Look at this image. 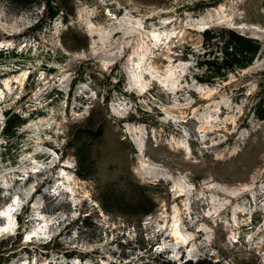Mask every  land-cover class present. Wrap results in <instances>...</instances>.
<instances>
[{
    "label": "rangeland",
    "instance_id": "374dc122",
    "mask_svg": "<svg viewBox=\"0 0 264 264\" xmlns=\"http://www.w3.org/2000/svg\"><path fill=\"white\" fill-rule=\"evenodd\" d=\"M220 4L249 29L188 26ZM154 28L174 35L155 47ZM231 33L260 45L244 69L220 68ZM263 106L264 0H0V264H264L263 212L236 227L208 188L262 180Z\"/></svg>",
    "mask_w": 264,
    "mask_h": 264
},
{
    "label": "bare ground",
    "instance_id": "6f19581e",
    "mask_svg": "<svg viewBox=\"0 0 264 264\" xmlns=\"http://www.w3.org/2000/svg\"><path fill=\"white\" fill-rule=\"evenodd\" d=\"M233 16H234V12L233 11L227 13L225 6L223 4H220L218 7L206 10L202 15H200L197 18H193V19L190 18L188 20V21H190L189 22L190 24H188V26H191L194 29H198V30L202 29L203 30V29H206L208 26H210L212 24H221V25H226V26H228V27H230L232 29H238V30H242V31L249 29V28H247V27H245L243 25L235 26V23L233 21ZM167 23H168L167 21H164L162 23V25L164 26ZM254 29H255V31L257 33H261L262 32L261 30H258V29L256 30V28H254ZM135 31H137V30H135ZM172 31H174V29ZM172 31H160V30L158 31L155 28L153 30H151L149 32V36L151 38V41L153 42V45L155 47H160V45L163 44V43H161L163 41V37L168 39L169 37L174 35V32H172ZM88 34H89V36L92 39L95 38V34H93L91 31H89ZM139 34H141V33H139ZM124 36H126V35H123V37ZM95 43L96 42L93 40V44H95ZM99 43H100L102 48L106 47L107 40L105 39L104 36L99 38ZM140 44H141L140 42L137 43L136 44V48H138L140 46ZM169 73L170 72L167 71V74H166L165 77H166V79H168L172 83L173 80L171 78H168V74ZM23 79H25V78H23ZM20 84L23 85V83H20ZM195 91H199V93L205 99H210L211 100V96H213L217 92V89L215 87L214 88H208V87L197 86ZM210 106H213L212 108H213V110H214L216 115L220 114L219 113L220 109H221V107H220L221 104L220 103H216V102L213 101L212 105H210ZM210 106H208V107H210ZM167 115L169 117H174V115L171 113V111H168ZM205 115H207V114H205ZM184 116L185 115H183V114L182 115L180 114V116H179L182 121H185V119H186V117H184ZM212 116H214V115H212ZM212 116H210V117H212ZM204 119H206V121L204 123L209 125L208 124V120H209L208 117H206ZM230 119L232 120V117ZM205 124H202V126L199 128V130L200 129L204 130L205 126H203V125H205ZM208 127L212 128L211 125H209ZM207 130H205V131H207ZM172 143L176 144V146H178V147H185L184 146L185 142L183 140L173 141ZM138 152L141 153V150L138 149ZM64 163L67 164L68 162H64ZM34 164L36 165L37 163H33V165ZM53 165H54V161L51 163L50 168ZM65 167H67V166L64 165V168ZM31 171H33V170H31ZM44 171L46 172V169ZM44 171L42 173H44ZM25 174H27V173H25ZM35 174L39 175V172H37V170H36L34 172V175ZM144 176H145V178H150V179H154V180L160 179V180H164V181L170 182V177L165 175L161 170H159V172H157L156 174H154V173H146V174H144ZM262 177L263 178H262V180L260 182L256 178H253L250 185H248V186L245 185V186H242V187H236V188H234L233 192H229V191H227V190H225V189H223V188H221L219 186H216V185H209L208 188H209L210 192L212 191V192H214V193H216L218 195H221L224 199H228L221 205L220 210H226L227 209L226 205H228L229 199L236 200L237 203L233 205V209H232V217H233L234 225L236 227H238L239 224H240L239 223V217L240 216L252 218L254 213H255V211H257V210H259L260 212H263V214H264V203L261 206H258L259 197H263L264 198V175ZM21 180H23V179H21ZM73 184L75 185V183H73ZM171 190L175 193V195H176L175 197L176 198L184 197L188 202H191V199H190V196L188 195V193H184L183 190H177V189L175 190L174 186L171 188ZM36 194H37V190L36 189L33 190L32 192H30L28 194V196H27V201L28 202L32 201ZM243 195H247L248 196V200L239 202V198H241ZM197 200L200 201L201 199L198 198ZM214 203H215V201H213V200L210 201V204H214ZM30 209H31V211L33 213L36 212L38 210L37 204L33 203L32 207H30ZM216 214H217V211L213 212V214H211L210 216H207V217L211 218V217H213ZM216 216H218V214ZM33 220H36V219H33ZM261 230L264 231V220H263L262 226H260L258 231H261ZM165 238L166 239L170 238L171 241H172L171 245H174L176 247L179 246V248H182V247L188 248L190 243H191V239H188L186 236H184L183 233H181L180 230L177 229V227L175 226L174 223H172V225H171V227L169 229V232H166V237ZM165 244L169 246L168 243H165ZM160 248H161V246H160ZM158 250L162 251V249H158ZM166 250L168 251L169 254H174L175 253L174 250L171 251L172 249H167L166 248Z\"/></svg>",
    "mask_w": 264,
    "mask_h": 264
},
{
    "label": "trees",
    "instance_id": "16d2710c",
    "mask_svg": "<svg viewBox=\"0 0 264 264\" xmlns=\"http://www.w3.org/2000/svg\"><path fill=\"white\" fill-rule=\"evenodd\" d=\"M51 17L53 16H50V18ZM228 44L231 46L232 52L229 54L230 60H228L229 57L226 56L220 65V68L222 69H232L233 67L244 69L250 64L260 50V45L256 41L234 33L230 34ZM260 107L258 118L264 119V106L263 108ZM9 113L10 111H6V115H9ZM11 128V116H8L3 130L6 133H9Z\"/></svg>",
    "mask_w": 264,
    "mask_h": 264
},
{
    "label": "snow or ice",
    "instance_id": "6c2138e0",
    "mask_svg": "<svg viewBox=\"0 0 264 264\" xmlns=\"http://www.w3.org/2000/svg\"><path fill=\"white\" fill-rule=\"evenodd\" d=\"M172 74H168V78H171ZM166 88L168 87L167 84L164 85ZM173 87H175V84H173ZM13 211L12 208H9L8 212H0V216H6L8 217L9 221H11V216H9V212ZM9 227H14L11 223L9 224ZM9 227L0 228V233H6L9 230ZM31 238V237H30Z\"/></svg>",
    "mask_w": 264,
    "mask_h": 264
},
{
    "label": "water",
    "instance_id": "95a60500",
    "mask_svg": "<svg viewBox=\"0 0 264 264\" xmlns=\"http://www.w3.org/2000/svg\"><path fill=\"white\" fill-rule=\"evenodd\" d=\"M138 151V150H137Z\"/></svg>",
    "mask_w": 264,
    "mask_h": 264
}]
</instances>
